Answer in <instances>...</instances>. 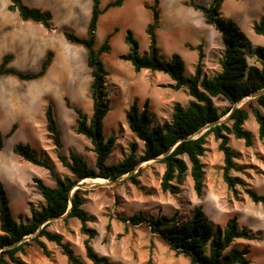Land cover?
<instances>
[{
  "label": "rangeland",
  "instance_id": "1",
  "mask_svg": "<svg viewBox=\"0 0 264 264\" xmlns=\"http://www.w3.org/2000/svg\"><path fill=\"white\" fill-rule=\"evenodd\" d=\"M22 1L28 6L45 8L52 12V23L56 32L51 47L56 51L57 64L49 70L41 95L35 85L28 86L24 91L13 88L10 94L16 95L19 92L20 96H28L21 102L19 112L8 116L4 113L0 119V134L4 137V147L0 151V182L6 189L12 216L19 224L26 223L31 218L33 208L39 209L45 204L33 178L42 180L49 187H55L57 180L47 169L27 162L15 154L14 148L17 144H28L38 159H46L48 156L58 175L71 174L59 160L54 141L48 137L46 112L49 108H52L60 131L62 154L67 159H70L71 152L78 154L92 167L96 163L91 142L75 132L78 114L65 104L67 97L89 119L93 115V78L87 63L88 52L84 47L68 43L64 37V30L70 29L79 37L87 38L92 1ZM100 1L101 8L104 9L114 0ZM159 1L161 17L156 30L159 57L170 62L174 54L180 55L186 64V75L191 77L195 75L199 54L198 50H191L190 46L196 48L203 45L204 73L213 76L220 72V61L225 52L222 34L205 22L202 13L187 6L186 0ZM195 2L210 6L213 0ZM9 3L10 0H0V7ZM153 3L154 0H124L123 6L110 8L98 22L94 44L96 53L108 35L117 30L110 39L111 50L98 55L109 73L105 85L109 109L103 121L104 137H113L115 146L108 158V164L120 162L128 156L131 152L130 145L135 142L139 146L137 156L143 155L144 143L129 130L126 121L127 112L134 101L138 102L140 110L148 103L152 119L150 128L171 120L175 105L186 107L192 101L187 88H171L174 82L168 75L149 70L137 73L133 65L124 59L130 53V47L125 41L128 31H132L139 42V54H150L147 28L153 23V14L145 5ZM221 14L236 22L242 35L254 48L264 47V37L254 32V25L264 20V0H224ZM11 15L19 17L18 12L12 11ZM19 42L18 39L14 40L16 46ZM31 59L33 58L26 60L28 65L32 63ZM249 61L254 62L253 59ZM16 62L21 67L24 59L18 58ZM250 100V97L244 98L236 107L247 108ZM215 104L221 111L231 106L218 99H215ZM5 108L6 103L1 102L0 110ZM227 118L228 115L222 121ZM14 124L18 126L17 131L8 135ZM245 128L254 138L251 147H247L243 140L230 136V146L241 154L237 162L242 170H233L231 175L239 177L242 184L236 185L234 190L224 181V155L219 151L220 142L213 135L207 137V150L202 157L205 186L201 197L194 190L190 173L180 194L164 192L161 189L164 165L160 160L144 161L140 164L134 172L140 171L137 185L126 176L118 182H82L83 189L89 191L85 196L84 208L94 217L89 226L98 232L92 241L94 249L123 264H147L149 261L150 264H192L190 258L176 255L161 236L152 232L148 222L134 226L128 219L136 214H143L149 221L166 216L186 223L193 218L196 209L201 208L215 227L224 228L230 221L236 220L240 228H246L257 235L258 240H236L228 251L232 248L238 249L245 253L249 264H264V204L254 203L247 193V190H252L260 195L264 194V139L259 138L258 124L252 114ZM207 131L208 128H204L197 136ZM16 159L23 164L16 166ZM80 228L79 220L62 218L54 220L49 229L63 234L85 264H92L86 257L83 244L85 236L81 234ZM46 243L54 259L45 257L41 249L34 245L23 257L24 260L30 264H69L67 257L56 244Z\"/></svg>",
  "mask_w": 264,
  "mask_h": 264
},
{
  "label": "trees",
  "instance_id": "2",
  "mask_svg": "<svg viewBox=\"0 0 264 264\" xmlns=\"http://www.w3.org/2000/svg\"><path fill=\"white\" fill-rule=\"evenodd\" d=\"M91 1L92 12L87 38L79 37L70 29L64 31V37L68 43L84 47L88 52L87 63L93 78V115L89 119L67 97L65 104L78 114L75 132L85 136L91 142L92 151L96 154L95 166H90L82 156L73 152L70 153V159L62 154L60 131L52 108H49L46 112L48 137L54 141L59 160L71 174L58 175L51 159L48 156L46 159H38L28 144L19 143L15 146V154L27 162L47 169L56 178L57 185L49 187L42 180L34 179L45 204L39 209L33 208L31 218L26 223L19 224L12 216L6 189L0 183V264H30L23 257L34 245L41 249L45 257L54 259L46 242L56 244L62 254L67 257L69 264H85L63 234L49 229L52 220L65 215L70 206L65 220L74 218L80 221V231L85 236L83 244L87 259L92 264H123L101 255L94 249L92 241L98 232L89 226L94 217L84 208L85 196L89 191L82 188V182L86 180L115 182L134 171L142 162L162 157L160 162L164 165V174L161 189L173 195L180 194L190 173L194 190L201 197L205 186L202 157L207 150V137L213 135L220 142L219 151L224 155V181L230 189L234 190L236 185L242 184L239 177L231 175L233 170H242L237 162L241 154L230 146V136L243 140L247 147H251L254 138L245 128V124L252 114L258 124L259 138L264 139V47L254 48L252 43L242 35L236 22L222 16L224 0H213L210 6L200 5L195 0H186L187 6L202 13L205 22L222 34L225 47L220 61L221 71L208 76L203 71V45L196 48L190 46L191 50H198L199 58L195 75L188 77L185 61L180 55L174 54L170 62L163 61L159 57L156 30L161 17L160 1L154 0L153 4L145 5L153 14V23L147 28L150 54H139V42L134 33L128 31L125 41L130 47V53L124 59L133 65L137 73L149 70L168 75L174 82L171 88L174 90L187 88L192 101L186 107L180 104L175 105L171 120L164 121L154 128H150L152 119L148 103L143 110H140L138 102L134 101L127 112L126 121L129 130L144 143L143 155L137 156L139 146L135 142L130 145L131 152L128 156L120 162L108 164V158L115 146L113 137L109 139L104 137L103 121L109 109L105 85L109 73L98 55L111 50L110 39L117 30L108 35L97 53L94 50V44L100 17L110 8L123 6L124 0H114L104 9L101 8L100 0ZM10 2L9 10L18 12L23 21L39 23L48 29L52 28L53 14L50 11L30 7L22 0H10ZM254 32L264 37V20L254 25ZM53 58L54 53L49 52L40 72L24 73L9 68L12 56L6 55L0 64V76L13 75L22 81L39 79L46 74ZM250 59L254 62L250 63ZM260 92L262 93L258 96H253ZM247 97L251 98L247 108L243 106L234 109L236 103ZM215 99L223 100L231 106L221 111L215 104ZM226 115H229L228 118L222 121ZM208 126L210 127L207 132L197 136ZM16 128L14 126L11 134ZM3 147L4 137L0 134V150ZM139 176L140 171H137L128 178L137 185ZM80 183L82 187L76 189L75 186ZM247 193L254 203L264 204V194L260 195L252 190H247ZM50 220L51 222H48ZM128 220L134 226L148 222L154 234L161 236L176 255L190 258L192 264H249L244 252L233 248L228 251V249L236 240L259 239L250 230L240 228L236 220L230 221L224 228L215 227L201 208H197L193 218L186 223H180L175 218L166 216L149 221L143 214H136ZM26 237L30 239L24 240ZM147 264H150V261Z\"/></svg>",
  "mask_w": 264,
  "mask_h": 264
},
{
  "label": "crops",
  "instance_id": "3",
  "mask_svg": "<svg viewBox=\"0 0 264 264\" xmlns=\"http://www.w3.org/2000/svg\"><path fill=\"white\" fill-rule=\"evenodd\" d=\"M10 5L11 2L8 5H3L0 7V64L6 55H11L12 60L8 65L9 68H13L24 73H38L41 71L43 63L49 52L53 51L54 58L52 64L48 67L46 74L36 80L22 81L13 75L0 76V103H6V108L4 110H0V119H2L4 113L8 116L19 112L21 110V102L28 96L23 94L20 96L19 92H16V95H13V93L10 94L9 92L14 90L13 88H15L16 91L20 89L24 91L28 86L35 85L37 87L38 94L41 95L45 84L43 82L47 79L50 73L49 70H51L53 66L57 64V58L55 57L56 51L51 47L52 39L55 38L54 32H56L55 27H53V23L52 28L48 29L39 23L23 21L20 16L15 17L11 15L12 11L9 10ZM30 7L38 8L34 6ZM39 9L46 10L45 8ZM16 39L20 41L18 46H16L14 43V40ZM18 58L24 59V64L21 67L17 66L16 60H18ZM29 58H33L31 59L32 63L30 65H28L26 62V60ZM30 95L32 94H29V96ZM14 126L17 128L12 134L17 131L18 126L17 124H14L8 135H12L11 132ZM46 152L47 151H45V153ZM1 159L2 154H0V160ZM14 163L16 166L23 164L22 161H18V159H16V162L14 161ZM33 180H31V182Z\"/></svg>",
  "mask_w": 264,
  "mask_h": 264
},
{
  "label": "water",
  "instance_id": "4",
  "mask_svg": "<svg viewBox=\"0 0 264 264\" xmlns=\"http://www.w3.org/2000/svg\"><path fill=\"white\" fill-rule=\"evenodd\" d=\"M261 93H262V92H260V93H256V94H254L253 96H258V95L261 94ZM236 104H237V103H236ZM236 104H235V106H234V109L237 108V107H236ZM229 115H230V114H229ZM229 115H228V116H229ZM209 127H210V126H208V127H206V128L209 129ZM197 135H198V134H197ZM173 149H174V148H173ZM173 149H172V150H173ZM160 159H162V157H159V158H156V159H153V160H154V161H157V160H160ZM145 162H146V161H145ZM139 166H140V164L137 165L136 169H137ZM136 169H135L134 171H132L131 173H129L128 175H126V177H129L131 174H133V173L136 171ZM115 182H118V180L115 181ZM81 187H82L81 183L75 186L76 189H77V188H81ZM82 188H83V187H82ZM71 205H72V203H71ZM70 208H71V206H70ZM70 208L68 209V211H67V213H66L65 215H63L62 217L55 218V219H53L52 221H54V220H60V219H62V218H65V217L68 215V213H69V211H70ZM48 222H51V220L48 221ZM28 239H30V237H26L24 240H28Z\"/></svg>",
  "mask_w": 264,
  "mask_h": 264
}]
</instances>
